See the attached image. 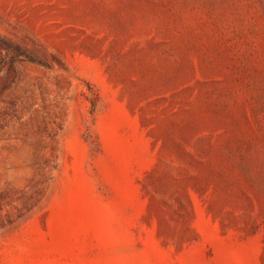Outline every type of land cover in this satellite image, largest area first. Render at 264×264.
I'll use <instances>...</instances> for the list:
<instances>
[{
	"label": "rangeland",
	"instance_id": "obj_1",
	"mask_svg": "<svg viewBox=\"0 0 264 264\" xmlns=\"http://www.w3.org/2000/svg\"><path fill=\"white\" fill-rule=\"evenodd\" d=\"M0 264H264V0H0Z\"/></svg>",
	"mask_w": 264,
	"mask_h": 264
}]
</instances>
